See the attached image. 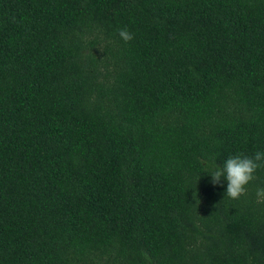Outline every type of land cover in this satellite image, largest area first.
I'll return each instance as SVG.
<instances>
[{"label":"trees","instance_id":"1","mask_svg":"<svg viewBox=\"0 0 264 264\" xmlns=\"http://www.w3.org/2000/svg\"><path fill=\"white\" fill-rule=\"evenodd\" d=\"M257 151L264 0H0V264H264Z\"/></svg>","mask_w":264,"mask_h":264},{"label":"clouds","instance_id":"2","mask_svg":"<svg viewBox=\"0 0 264 264\" xmlns=\"http://www.w3.org/2000/svg\"><path fill=\"white\" fill-rule=\"evenodd\" d=\"M119 37L124 42H129L134 35L126 28L118 30ZM202 166L211 176L213 184H219L223 177L227 181L225 195L232 200H239L247 194V185L255 179V172L264 168V152L257 151L252 156L243 154L229 156L221 166H217L214 160H202ZM258 202H264V188L256 191Z\"/></svg>","mask_w":264,"mask_h":264}]
</instances>
